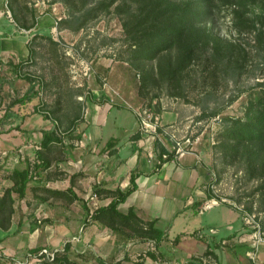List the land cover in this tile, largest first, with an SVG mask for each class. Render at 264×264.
<instances>
[{"label": "rangeland", "instance_id": "1", "mask_svg": "<svg viewBox=\"0 0 264 264\" xmlns=\"http://www.w3.org/2000/svg\"><path fill=\"white\" fill-rule=\"evenodd\" d=\"M198 1H205L206 14L198 19L202 42L191 67L172 75L166 70L178 48L149 61L133 57L128 24L138 13V1L5 0L4 26L15 31L16 44L27 42L28 55L17 70L10 62L25 58L19 49L0 63V195L13 184L14 169L28 167L38 176L36 157L45 132L56 130L71 149L85 126L126 141L150 114L158 122L151 139L154 157L160 136L169 144L165 131L175 132L182 141H193L183 143L192 150L183 158L195 156L211 174L198 210L184 206L188 195L199 199L197 190L179 189L178 228L186 224L205 239L219 240L245 221L251 234L260 229L264 236V137L227 136L260 108L264 0ZM23 96L24 103L19 101ZM74 122L81 129L72 130ZM12 194L14 211L1 231L13 230L17 210L29 211L26 204L17 208L18 193ZM45 220L41 214L37 226L44 228ZM24 258L18 264H27ZM3 262L17 264L9 258Z\"/></svg>", "mask_w": 264, "mask_h": 264}, {"label": "crops", "instance_id": "2", "mask_svg": "<svg viewBox=\"0 0 264 264\" xmlns=\"http://www.w3.org/2000/svg\"><path fill=\"white\" fill-rule=\"evenodd\" d=\"M5 7V0H0V63L8 54L21 51L25 58L11 60L17 64L26 60L27 42L21 39L16 44L15 31L4 26ZM71 129L78 131L81 126L74 122ZM82 129L83 137L72 142L74 149L68 147L65 139L54 142L47 150L42 148L40 157L49 166L41 168L37 181L29 184L27 196L18 197L16 202L17 208L26 204L29 211L17 210L13 230H0L2 264L8 258L21 263L22 256L31 263L40 261L30 254L43 248L50 252L62 250L67 242L69 255L77 264H264V243L255 246V233H250L245 221L237 231L219 240L213 236L205 239L198 229L191 230L186 224L184 229L178 228L176 221L183 213L176 196L179 189L185 187L199 193L197 200L188 195L185 207L198 210L205 201L198 205L196 201L207 196L205 188L211 174L195 156L174 158L159 165L160 158L152 155L155 145L142 131L140 122L138 130L126 141L113 135L105 138L87 126ZM132 172H140L137 188L118 209L126 213L134 208L139 217L145 222L153 221L163 234L151 254L138 262H133L132 256L147 251L150 239L128 228L113 230L101 221L91 220L90 201L84 203L95 187H101L106 191L99 195V203L108 205L113 199L110 190L128 188ZM31 186L65 193L57 196L44 189L34 191ZM122 204L124 209L120 208ZM41 214L46 219L44 228L37 226Z\"/></svg>", "mask_w": 264, "mask_h": 264}, {"label": "trees", "instance_id": "3", "mask_svg": "<svg viewBox=\"0 0 264 264\" xmlns=\"http://www.w3.org/2000/svg\"><path fill=\"white\" fill-rule=\"evenodd\" d=\"M115 2L116 0H111ZM138 1L140 5L137 10L138 13L133 15L134 20L128 24V28L133 35L134 40V59L135 60H153L159 54L171 50L173 48L179 49V54L173 64H169L167 72L176 75L188 69L193 64L196 56V47L202 42L199 39L198 33L200 28L198 26V19L200 16L206 14L203 10L205 1L198 0H134ZM108 5V4H107ZM110 5V4H109ZM264 16V14H263ZM202 37V34L201 36ZM204 38V37H203ZM30 53H33L32 50ZM23 62L13 63L11 65L17 70L23 65ZM23 96L19 101L24 103ZM260 108L250 116L248 121L239 128L231 129L227 136L231 139L249 138L251 141L261 140L264 137V92L259 97ZM1 133V132H0ZM62 139L58 136L56 130H50L44 133L41 141L40 150L36 157L39 171L47 166L48 163L43 162L40 154L44 153L42 148L49 149L54 142H61ZM160 149L157 156L160 158V163L174 159V154L170 153L162 143L158 142ZM164 154H168L164 157ZM13 184L9 186L3 195H0V227L6 228L8 226L7 220H10L11 214L14 211L13 204L15 202L13 192L17 191L20 198L27 196L29 184L32 178L30 169L18 168L12 171ZM140 172H132L130 178V186L124 190L116 188L110 190L113 199L108 205L100 206L94 210L90 219L93 221H101L113 230L120 228H128L138 235L153 240L155 248L159 245L162 239V231L155 227L153 221L145 222L144 219L138 216L134 208H130L126 213L118 209V205L124 202L126 198L137 188L136 179ZM32 190L41 189L52 193L54 195L64 194V191H56L52 189L42 188L40 186H31ZM72 191L69 188V192ZM101 187H95L93 192L100 195L105 192ZM77 197L75 194H73ZM78 199V198H77ZM206 199L196 201V204H201ZM85 204L87 201L84 202ZM90 215V210H88ZM10 224V221H9ZM70 244L67 242L62 250H54L53 254H47L41 251H35L30 255L38 258H47L40 264H77L69 255ZM43 252V253H42ZM151 254V250L147 252V256Z\"/></svg>", "mask_w": 264, "mask_h": 264}, {"label": "built area", "instance_id": "4", "mask_svg": "<svg viewBox=\"0 0 264 264\" xmlns=\"http://www.w3.org/2000/svg\"><path fill=\"white\" fill-rule=\"evenodd\" d=\"M145 114H146V112H145ZM147 116L144 117L141 121L142 131H144L147 134V136L151 137V139H153V141H154L156 139L155 134L157 133L156 131H157L158 122H157V120L152 122V115L149 114ZM165 133H167L169 136V144H166L164 142V139L161 136H160V139H161L163 145L167 148V150L170 153L175 154V156H176L175 158H181L188 153H192L191 148L185 149L183 146L184 142H187L188 145H191V143L193 142V141H191V138H186V140L182 141V138L178 137V135L175 132H169V131L166 132L165 131ZM151 134H153V135H151ZM163 156L167 157L168 154H164ZM88 201H90V207L92 206L94 208V210L100 207L99 206V195L97 193L93 192L92 195H90L88 197L87 202ZM206 206L208 207L209 205H206ZM256 225L258 227V223ZM258 228H260V225ZM254 235L256 236V242H257V244H255V246H258L260 243H264V236H262V234L260 233V229H258ZM154 249H155V242L153 240H149L148 250L143 252V253L139 252V253L134 254L132 256V261L133 262L140 261L143 257L147 256V252L149 250H154ZM43 252H45L47 254H53V252H50L48 249H44ZM33 257H35V256H33ZM35 258H38V257H35ZM38 259L41 260V258H38ZM27 262H28L27 264H31V262L29 260ZM17 264H18V262H17Z\"/></svg>", "mask_w": 264, "mask_h": 264}]
</instances>
